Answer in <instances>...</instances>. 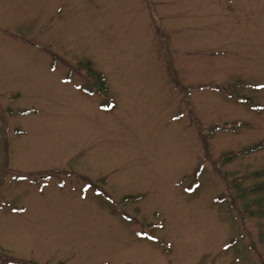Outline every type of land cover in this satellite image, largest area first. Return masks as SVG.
<instances>
[{
  "label": "rangeland",
  "instance_id": "1",
  "mask_svg": "<svg viewBox=\"0 0 264 264\" xmlns=\"http://www.w3.org/2000/svg\"><path fill=\"white\" fill-rule=\"evenodd\" d=\"M263 184L264 0H0V264H264Z\"/></svg>",
  "mask_w": 264,
  "mask_h": 264
},
{
  "label": "trees",
  "instance_id": "2",
  "mask_svg": "<svg viewBox=\"0 0 264 264\" xmlns=\"http://www.w3.org/2000/svg\"><path fill=\"white\" fill-rule=\"evenodd\" d=\"M99 77H100V83L102 84L103 83V77H101V75H99ZM89 91V90H88ZM264 188V184L263 185H260V186H255V187H252L251 189V191H253V192H256V193H261V191L262 190H264L263 189ZM250 190L247 192V193H249V192H251ZM240 195H239V197L238 198H240L241 200H243L246 196H245V194L242 192V193H239ZM256 204V203H255Z\"/></svg>",
  "mask_w": 264,
  "mask_h": 264
}]
</instances>
